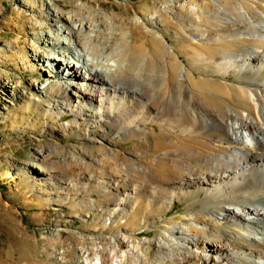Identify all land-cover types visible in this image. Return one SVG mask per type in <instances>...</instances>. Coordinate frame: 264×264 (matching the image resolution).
I'll use <instances>...</instances> for the list:
<instances>
[{"label":"bare ground","instance_id":"obj_1","mask_svg":"<svg viewBox=\"0 0 264 264\" xmlns=\"http://www.w3.org/2000/svg\"><path fill=\"white\" fill-rule=\"evenodd\" d=\"M161 9L184 25L180 36L190 40L188 47L212 41L221 49L195 54L205 66H184L172 78L168 58L175 48L168 41L161 58L129 56L118 28L53 10L58 25L40 34L43 47L34 55L37 61L43 58L42 83L54 84L58 104L78 117L104 122L106 132H113L114 124L116 133H138L150 130L148 123L158 125L161 136L178 132L168 133L177 139L165 158L177 173L171 180L155 176L153 162H144L143 152L139 162L121 159L117 175L98 177L93 188L108 195L104 202L112 206L111 217L137 210L142 190L167 208L175 197L204 192L195 212L161 226L151 240L155 256L145 257L138 243L121 248L124 236L119 235L115 258L112 249L93 264H264V0H168L142 17L154 36V28L162 32L164 26ZM96 29L105 36L101 41ZM172 36L177 37L174 29ZM207 65L220 73L222 92H209L214 81L203 71L212 70ZM238 73L242 77L234 81L225 78ZM208 93L228 98L227 104L221 109L210 105ZM36 169L47 174L42 164ZM97 201L91 198L88 205L98 208Z\"/></svg>","mask_w":264,"mask_h":264},{"label":"rangeland","instance_id":"obj_2","mask_svg":"<svg viewBox=\"0 0 264 264\" xmlns=\"http://www.w3.org/2000/svg\"><path fill=\"white\" fill-rule=\"evenodd\" d=\"M167 1L0 0V264H93L99 254L112 249L114 259L119 235L124 236L121 248L138 243L148 258L156 254L151 240L161 232V226L201 207L203 191L175 197L167 208L165 202L158 203L141 189L137 210L111 217L112 206L104 202L108 195L93 188L98 177L117 175L123 166L121 159L139 162V152H143L142 160L153 162L155 176L171 180L177 173L165 158L166 152L177 146L176 136H169L171 130L161 136L160 127L151 123L147 124L150 130L138 133H116L114 124L113 132H106L104 122L78 117L76 111L58 104L60 100L52 91L54 84L42 83L46 79V73L39 69L44 67L43 58L37 61L39 56H34L43 47L40 34L58 25L52 20L55 10L97 26L111 24L118 28L129 56L161 58L162 44L168 41L175 48L173 57L168 58L172 78L184 66L202 68L205 65L195 54L215 53L221 49L218 43L208 41L199 48L188 47L190 40L180 36L184 25L164 9L160 10L162 32L154 28V36L143 23V16ZM173 29L177 37L172 36ZM95 33L98 41L105 38L100 30ZM207 66L212 70L203 71L214 81L209 84V92H222L220 73L214 65ZM237 77L242 74L225 76L232 81ZM210 93L206 98L210 105L221 109L227 104L228 98L221 100ZM196 138H188V142L201 145ZM39 164L46 168V175L36 169ZM141 183L146 184L138 185ZM91 198L98 200L100 207H90Z\"/></svg>","mask_w":264,"mask_h":264}]
</instances>
